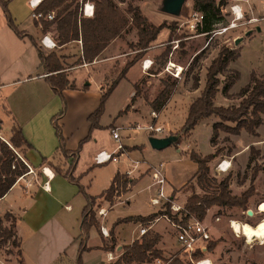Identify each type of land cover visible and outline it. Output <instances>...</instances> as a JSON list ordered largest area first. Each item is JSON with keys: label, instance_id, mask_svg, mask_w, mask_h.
<instances>
[{"label": "crops", "instance_id": "obj_1", "mask_svg": "<svg viewBox=\"0 0 264 264\" xmlns=\"http://www.w3.org/2000/svg\"><path fill=\"white\" fill-rule=\"evenodd\" d=\"M9 1L10 0H7V6ZM28 1L29 0H25V3L28 7H30ZM90 1L94 4V0ZM246 2H251V18H254V20L252 21L254 23V28H249L248 30H251V33H253L255 30L261 32L264 25V0H245V2L238 3L241 9L244 7ZM79 12L84 15L82 12L81 2L79 4ZM2 13L4 19L0 24L3 23L1 26L6 27V29L1 27L2 34L6 36V39L9 43V51L4 52L6 55H13V53L11 52H14L15 55L11 60H9L10 62L8 64H4L3 66L0 65V95L3 94L4 98V104H1L2 109H0V129L7 127V131L5 134H1L0 131V136L2 137V140L4 142L9 144V139L12 135V126L16 124L21 128L23 136L31 144V148H27L26 150H24V152H17V155L19 154L18 156H21L28 163V165L32 168V173H26L27 171L24 172L17 178L16 182L8 190V192L2 198H0V215L8 212L15 216V232L20 243L21 257L25 264H75V259L79 248L78 237L80 234V216L82 208L85 205L86 201L84 195L79 192L76 184L70 182L62 174L54 172V170L48 164H59L61 168H64L68 166L70 161V157L65 158L57 148L58 141L51 121L52 116L56 114L60 109L59 103H56L55 101L57 98V94L53 92L50 85L45 80V77L48 75V73L45 72L40 65L35 46L31 43L28 36L18 37L7 25V20L5 18L3 9ZM84 16L92 17L87 15ZM36 21L38 22L37 24ZM16 26L19 30L25 31L37 42L38 40L40 41L43 35H47L55 42V47L51 49L45 48L41 44V42L38 44H41L47 51H55L56 54L61 58L63 71L66 74L69 83L73 85L65 88L62 91L63 96L67 98L68 101L69 97L73 96L84 99L83 104L74 109V113H72L70 111V108H68L65 113L57 120L62 129V134L65 140V149H76L79 142L89 133V140L84 145L90 142H92V144H95V147L91 152V157H89V161L80 163L82 157H80L81 150L79 151V156L73 171V176L79 177V184H81V186L83 187L84 192L93 196L100 194L103 190L109 187L115 173L117 172H119L120 174H125L127 173V171H130V178L135 180V183L138 184L141 181H146L148 179V181L145 183L146 185L141 188V191L147 190L148 195L146 199H144L142 202H139L138 205V207L140 208V205L145 206V213L128 212L129 214L124 216H111V213L115 210L116 207L125 205L130 206L132 202L135 203V201H132L131 199V197L134 195L131 194V190L133 189V185L135 183L126 192L121 193V195L125 194L126 196L125 199H123V203L122 201H118L121 197L120 195L117 196V200L114 204H111L108 209L106 208V215L102 219L101 226L107 230L108 236L109 231L113 230L114 236L119 241V244L116 246L115 250L107 251L102 248L103 243L105 242L107 244L109 240H107V237L105 235L102 234L101 236V230L100 233L96 227H92L90 229L91 233L89 231L86 244L88 247H91V249L82 253V264H109L119 257L122 245L129 244L133 240L140 237L137 228L139 226H143L141 223L134 221L126 223L120 222L118 224H115V222L118 219L130 216H147L157 212L162 208L157 207L158 205H152L150 203L151 197L155 195L158 188L157 185H152L153 172L157 171L165 179V182L163 184V192L168 197V200L171 199L170 201H173L175 204L184 206L188 197L193 194L189 193L188 190H185V187L186 184L190 182H192V184H195L198 165L196 162L190 159V157L188 156V152L192 150L197 152V149L194 142H189L188 136H192L194 128L199 125L206 126L210 128L211 131L212 124L216 121L211 118L212 122L209 124L206 122V120L210 119L209 118L198 123L188 134L185 135L188 140L185 147L181 148L175 146L176 153H172L170 155V153L162 151L163 149L158 150L157 156L161 157H159V161H157V163L155 164L144 159L139 160L137 158L134 159V157H131L135 152H137L136 150H139L141 152V150L145 148L143 144L128 145L124 143L122 145V150L120 151V153L116 154L117 159L115 161L111 160L106 162H114L116 164L113 171L110 174L106 173L104 175L103 179L100 182L101 186L93 187V180L88 176V170H90L95 165L99 166L106 164H95L94 155L101 150L112 151L116 146L114 145L113 147H111L112 143L99 144L97 141V139L99 138L93 139V136H97L95 130L103 127L106 128V130L110 133L111 140L115 143V141L111 137V129L117 128L119 131L121 128H123V124L120 122H116V118H114V120H112L108 124H102L99 120V127L90 130L88 115L98 107L102 92L112 82L111 81L106 85V82H108L106 80V76L109 75L111 68H113V62L115 64V60L117 59V54H115L114 52L117 48V42L121 43V41L125 40L122 38L124 33H127V31L123 32L121 36L113 39L93 61L84 62L78 61L82 56L81 41L73 40L60 46L57 45V33L54 29V26H51L46 31H43L40 20L36 19H33V26L31 29L20 28L17 24ZM136 40L137 39H134L132 42H135ZM149 49L144 55V59L147 60L146 63L148 62V60L151 61ZM25 55H27V58L23 57ZM236 60L232 61L231 63H235ZM133 65H137L140 71V77L136 81L138 82L141 78L142 69H140V67L142 68V65H140L139 61H137ZM235 70H237V68ZM81 72L83 73L80 74ZM257 73L262 74L264 73V70ZM79 76L81 79L80 81L78 79ZM91 79H96V87L98 88V92L96 100L92 99L88 102L89 94L87 93V87L89 86ZM4 88L10 89L8 92H4ZM197 89L198 88H196V90ZM239 90L234 91L231 87L229 93L233 95ZM219 91L217 92L214 99V102L216 101L215 105L228 106L231 104H235L232 102L239 101V98H236L235 95L226 97L222 94L221 91L220 95ZM200 92L196 94L195 97L192 96L190 98L191 100L189 101L186 107V111L184 112L186 114L182 121L183 124L190 103L197 96H199ZM218 94L221 96L222 100L217 99ZM129 95L130 100L124 107L125 109L128 106V109L124 113H127L131 110L141 113L145 109L149 110V114L150 112H155L149 105V101H152L155 97L147 100V104L142 107L143 110L140 111L138 107V104H140L139 96L135 94L134 88H132ZM170 98L171 97L166 100L161 110L170 101ZM121 111H123V109L120 110L119 113H121ZM160 111L155 112L156 117H151L150 123H147V125L155 124L156 126L162 128V132H149V136L164 137L172 135L169 133L175 132L176 130V128L175 130L168 129L167 132H164V127L157 124L158 118L160 116ZM5 122L8 123L6 126L4 124ZM133 123L135 124H127L126 127H129L131 125L130 129H146L145 127L147 125L145 126V124L142 126L137 122ZM136 125H138L139 128H136ZM179 129L181 130L182 126ZM179 129H177L176 131H178ZM180 134L182 137L183 131ZM180 134H178L179 137ZM230 135L235 137V141H232L234 140L233 138L226 139V141L229 142L230 145L228 147H225V149H222L224 150V153L222 154L223 157H225L223 158L225 160L224 163H227L228 161L232 162V157L235 160L239 159V161L247 160L249 157V153L247 150L251 146L259 151L264 150V116L262 117V123L257 127L254 134L248 133L245 130H241L239 134ZM211 136L212 133L210 135V140ZM210 140L209 144L211 151L208 154L214 153L217 149H219L216 147V144L213 145ZM133 146L141 147L138 149H133L131 148ZM197 153L201 155H207L200 152ZM217 158V155L214 156V158L210 162L214 161ZM88 165L91 166H89L87 169ZM46 169H48L50 173H48ZM216 170L220 172L218 168ZM260 177L261 175L255 178V185L259 184L258 182L260 181ZM96 188H99V190L97 192H94V189ZM229 188L231 189V180ZM209 211L210 209L208 210V212ZM160 216V214L157 215L155 217L157 218V221L154 222V218L151 222H149L147 226L150 232L159 235V242L157 244V247L162 250V256L164 258H169L171 254H169L167 252V249H165L167 244L169 243L167 242L168 237L163 232L164 223H162V221L164 222V220H162V217ZM206 216L208 217V213ZM5 224L8 225V222H6ZM124 225H129L132 229V234L129 236V238H125L121 235L120 229H122ZM173 237L175 239V242L177 243L175 233ZM2 248H0V264H19L17 261L9 259L11 257L4 256L1 253ZM141 264H163V261L161 259H154L151 262Z\"/></svg>", "mask_w": 264, "mask_h": 264}, {"label": "trees", "instance_id": "obj_2", "mask_svg": "<svg viewBox=\"0 0 264 264\" xmlns=\"http://www.w3.org/2000/svg\"><path fill=\"white\" fill-rule=\"evenodd\" d=\"M80 0H42L37 11L43 14L53 12V19L40 20L42 30L46 31L51 26L57 33V45H63L73 40H80L82 45V56L78 61L91 62L93 61L116 37H119L129 28H134L137 34L135 43H130V47L135 50V54L127 59L121 67L115 79L102 92L98 107L88 115L90 122V130L99 127V118L104 110V103L118 82L126 77L130 67L142 58L148 51L151 43L156 39L158 33L165 27L169 29L167 40L173 37L174 21L166 25L164 22L159 24L150 23L142 14L139 6L128 4L126 8L120 6L114 0H94V11L92 17H86L79 12ZM193 9L200 11L203 14L202 26L197 29L198 32L208 35L213 26L220 22L223 18L221 6L225 0H192ZM82 3V2H81ZM0 5L3 9L7 25L13 30L18 37L28 36L31 43L35 46L40 65L43 70L48 73L45 80L50 85L51 89L57 94L62 103V108L52 116L51 121L58 141V150L70 161L67 169L63 171L60 166L48 163L54 172L62 174L70 182L77 185L79 192L85 197V205L82 208L80 216V234L79 248L75 259V264H82V253L90 250L86 242L89 231L92 227H98L94 206H99L96 203L97 199L103 198L109 203H112L115 196L126 192L135 183V180L128 177L126 174L115 173L111 184L100 194L93 196L84 192L83 187L79 184V177L73 176L74 167L76 165L79 151L84 141H86L90 133L83 138L76 149H65V140L62 134L61 126L57 120L65 113L66 105L62 91L73 86L69 83L66 74L63 71L61 58L55 51H44L36 41L29 36L25 31L19 30L10 12L7 8V0H0ZM183 8V7H182ZM183 12L181 9L179 15ZM38 22L36 21V24ZM170 51V45L160 55L161 64H165L167 54ZM239 56L238 49L230 48L222 45L216 56L210 61L206 68L205 81L199 96H197L189 105L187 115L182 126L183 134H188L198 123L206 119H215L218 121L212 124L211 143L215 145L216 136L219 130H223L229 134H239L241 130L254 134L257 127L262 123L264 116V73L258 74L256 71H251L248 82L237 92L239 101L228 106L215 105L214 99L217 92L220 90L226 97H231L230 88L239 78V72L229 67V64L236 60ZM197 57L193 58V61ZM191 70V67H189ZM176 80V79H174ZM198 77L193 75L192 87H198ZM221 88L219 89V86ZM175 81H163V88L158 91L155 98L149 101V105L153 111H160L168 95L174 89ZM135 94H138L139 82L133 84ZM128 106L121 112H125ZM12 135L9 139V144L0 140V198H2L8 190L14 185L17 178L27 171V167L19 159L17 152L31 148V144L23 136L22 130L18 125H13L11 128ZM181 137L175 143H180ZM141 146H133L131 148L138 149ZM219 152L217 149L214 153L201 155L195 151L188 152L191 160L197 163V184L203 188L202 195L191 194L183 206V213H186L185 219L190 215L195 216L199 220H203L207 211L213 207L219 208H239L246 211L248 200L254 194L252 185L255 180L256 171H252L250 175V185L240 195L232 194L229 184L231 176L228 174L221 180L209 176L210 162ZM91 168V167H90ZM212 188H209V185ZM171 200V199H170ZM170 200L162 205V208L155 213L147 216H130L118 219L115 224L120 222L134 221L139 222L143 226H147L157 215H167L170 219L176 220V213L172 214L169 208ZM8 222V225L5 223ZM16 219L10 214L5 213L0 215V248L10 243L18 248L17 255L19 256V264H25L21 257L20 243L15 232ZM109 244L103 243L102 248L107 251H113L116 246V238L113 230L109 231ZM159 235L147 230L138 239L131 243L121 246L119 257L109 264H131V263H147L154 259H161L163 264H189L186 259V254L181 250L169 258L162 256V250L157 247ZM217 241L211 240L208 244V251L216 246ZM195 257H202V253L195 252Z\"/></svg>", "mask_w": 264, "mask_h": 264}, {"label": "rangeland", "instance_id": "obj_3", "mask_svg": "<svg viewBox=\"0 0 264 264\" xmlns=\"http://www.w3.org/2000/svg\"><path fill=\"white\" fill-rule=\"evenodd\" d=\"M120 8H126L128 4L132 6H139L141 9L142 14L147 18V20L150 23L153 24H159L164 22L166 25L171 24L174 21V31H173V37L171 40H167V36L169 33V29L167 27L163 28L157 35L156 39L151 43L150 49H149V55L152 61V65L148 70L141 71V78L139 79V88H138V94L140 104H138V107L140 111H142V107H144L147 104V100L152 99L156 96L158 91H160L163 88V81L168 80V82L175 81L174 89L171 90V92L168 95V99L170 98V101L166 104V106L160 111V116L158 118L157 124L162 125L164 127V132H167L168 129L170 130H176L181 128L183 126V118L186 113V107L191 100L190 98L192 96L195 97L196 94L200 92L204 85L205 81V73L206 68L209 65L210 61L216 56L219 48L222 45H226L233 49L239 48V56L235 63L230 64V68L235 70L237 68V71L239 72V78L235 81V83L232 85V89L234 91L239 90L242 86H244L249 78L251 71L261 72L264 70V25L261 32L254 31L250 35L244 37L242 41H240L237 45H234V39L238 36H243L245 31H247L249 28H254V23L249 22L248 20L251 17V2L244 5L242 8L243 11V18L241 20H238L237 27L231 28L227 30L224 33L211 35L210 32L208 35L202 32L198 31H191L190 29L186 28V22L188 20V17L190 13L195 10L193 9V2L192 0H186L183 5V12L180 15H169L162 9V0H114ZM218 1V0H217ZM245 2V0H225L224 4L221 6L222 11V20L218 23H216L213 26V30L220 29L224 26H227L231 20L233 15L230 13L229 8L234 3H242ZM11 17L14 19L15 23L20 28H26L31 29L33 26V18L31 17L32 9L27 6L25 3V0H10L8 2L7 6ZM4 16L2 13V7L0 6V23L3 21ZM3 24V23H2ZM0 24V65L3 66L4 64H8L13 56L15 55L14 52L13 55L5 54L4 51H9V43L6 39V36L2 34V28L6 29L5 26H1ZM2 27V28H1ZM124 41L117 42V48L115 49V54H117V59L115 60V64L113 62V68H111L109 75L106 76V85L109 84L111 81H113L116 77V74L120 71L121 67L124 65L125 61L127 59H130L134 54L135 50L130 47V43L134 39H137L136 30L134 28H129L127 30V33H124L123 38ZM172 41H178V46L173 49ZM37 42V41H36ZM40 43L38 40L37 44ZM44 51H47L43 48L41 44H38ZM170 45V51L167 54V59L165 64H161V58L160 55L162 52L166 49V46ZM27 55L23 56L24 58ZM197 57L195 61H193V58ZM143 56L138 61L140 62V65H142V62L146 59ZM26 60V59H25ZM168 61H171L174 63L175 66L182 67V73L180 74V77L175 78L170 73L166 72L163 68L166 65ZM189 67H191V70H189ZM81 72L80 74H82ZM193 75H197L199 81H198V89H194L192 87V79ZM81 76V75H80ZM80 76L78 77L79 81ZM140 77V71L137 67V65H133L130 67V69L127 72V75L125 78L121 79L116 87L113 89L111 94L108 96L104 103V110L100 115V123L102 124H108L114 118H116V122H120L123 124V128H121L118 133L120 136V143L123 145L125 144H143L144 149L136 150L131 157H134V159L139 160H147L152 163H157L159 161V157L157 156L158 150H154L148 141V138L150 137L149 131L147 129H130L132 124H135L133 122H137L138 124H141L142 126L147 123H150V118L154 117L151 112L149 114V110L145 109L143 112L138 113L136 111H129L127 113L121 112L120 110L124 109L125 105L130 100V91L133 88V83L137 81V79ZM176 79V80H174ZM97 82L96 79H91L89 86L87 87V93L88 95V102L92 99L96 100L97 98ZM222 85L219 86V89ZM108 87V86H107ZM106 87V88H107ZM105 88V89H106ZM10 88H4V92H8ZM219 94L221 95L220 91ZM218 94V100L221 99V96ZM237 98V93L233 94ZM231 94V96H233ZM56 103H59L60 109L63 106V103L60 99V97L56 96ZM193 97V98H194ZM65 105L66 110L70 108V111L72 113L75 112V108L79 107L81 104H83L84 99L78 98V97H69V101L67 98H65ZM232 99V98H228ZM222 100V99H221ZM4 104V98L3 94L0 95V109H2L1 104ZM216 104V101L214 102ZM231 103V102H229ZM237 103V101L232 102ZM59 109V110H60ZM65 110V111H66ZM1 113V111H0ZM126 114V115H125ZM151 115V116H150ZM215 121H218L217 118L214 119ZM207 123H211L212 120H206ZM164 123V125H163ZM5 126L8 124L7 122L4 123ZM127 124H131L129 127H126ZM125 125V126H124ZM175 132H170L169 134L175 135L182 133V129ZM1 134H5L7 131V127H4L0 129ZM95 133L97 136H93L97 139L99 144L102 143H112L113 147L116 145L110 138L109 131L106 130V128H99L95 130ZM150 133H156L151 131ZM212 133V130L210 131V128L206 126H197L194 128V131L192 132V136H188L189 142L196 145L197 152H200L202 154H208L210 149V135ZM181 137V134H180ZM227 138H233L235 141V137L230 135L229 133L219 130L216 136V147L219 148L220 152L217 154V159H215L212 162L208 163L209 166V176L215 178L217 181L221 180L224 176L230 175L231 178V192L235 195H240L243 191H245L249 185H250V175L252 171H256V177L261 175L259 184H254V181L252 183L254 187V194L249 198L247 210L252 211V215L249 216L247 214V210H241L239 208H219L218 206H213L210 208V211L208 213V217L205 215L204 222L207 224L210 228L212 239L214 241H217L216 246L209 250V252L205 255L206 257L210 258V261L212 264H264V243H261V239H255L251 243H248L246 238L239 233H235L232 228L229 226L230 220H236L241 223L245 222L248 224H251L253 226H257L260 224V222L264 223V150L259 151L254 147H250L247 151L249 153V157L247 160L239 161L232 159V162H230V167L225 172H218L217 164L224 160L223 158V151L222 149H225V147H228L230 145L229 142L226 141ZM3 141L2 139H0ZM89 139L83 142L81 151H80V157H82L81 162L89 161V157H91L92 149L95 147V144H92V142L87 143ZM93 141V140H92ZM186 142H188L187 137L183 134L181 137L180 143L177 144L178 147H185ZM242 142V140H241ZM235 143V142H234ZM175 144H171L168 147H165L162 151H166V153H176ZM112 149V148H111ZM189 150V149H188ZM165 153V152H163ZM19 155V154H18ZM156 155V156H155ZM220 155V156H219ZM19 157V156H18ZM20 159V158H19ZM57 166H60L59 164H56ZM91 165L87 166L88 167ZM116 164L114 162L106 163L103 165H95L90 170H88V176L92 178V185L93 187L101 186L100 182L103 179L104 175L106 173L110 174ZM63 171L67 169V167L61 168ZM99 175H98V174ZM95 174V176H94ZM128 177H131L130 173H125ZM255 177V178H256ZM146 181H141L139 184L135 183L133 186V189L131 190V194L133 195L131 197L132 201H135V203H131L130 206H120L116 207L115 210L111 213V216H124L129 214L128 212H140L145 213L146 209H144V205H140L138 207L139 202H142L144 199H146L148 192L147 190L141 191V188H143L146 184ZM96 184V185H95ZM209 188H212V185H209ZM257 189V191H256ZM99 188L94 189V192H97ZM185 190H188L189 193L202 195L204 193L203 188H201L197 184V180L195 178V184H192V182L187 183ZM121 195V194H120ZM119 195V196H120ZM125 194L121 195L120 199L118 201L124 202L123 199H125ZM117 200V196L113 198L112 203H109L103 198L97 199L96 203H99V206H94L96 219L98 221V231L100 232L102 219L106 215V210L111 206V204H114ZM178 205V204H176ZM181 206V205H180ZM156 207V206H154ZM157 207H162L161 204H159ZM183 207V206H181ZM103 208L105 210V215L99 214V209ZM107 208V209H106ZM172 212V211H171ZM174 212V211H173ZM14 218L15 216L11 214ZM219 216V221H215V216ZM78 216V215H77ZM16 219V218H15ZM122 219V218H121ZM162 223H164L163 232L167 235L169 242L165 249H167V252L169 254L174 255L175 253H178L179 250V244L175 242L174 239V229L170 225V223L165 219ZM157 220H154V222ZM130 222V221H127ZM126 223V222H125ZM141 226H139V229ZM93 230V229H92ZM132 229L129 225H124L121 231V235L125 238H129V236L132 234ZM94 232V231H93ZM91 233V231H90ZM101 233V232H100ZM102 236V233H101ZM107 240H109V236H106ZM116 238V237H115ZM117 245L119 244V241L116 239ZM108 242L107 244H109ZM18 248L15 246H12L11 244H7L5 247L2 248L1 253L6 257H11L9 259L15 260L18 262L19 256L17 255ZM115 250V249H114ZM170 256V257H171ZM19 263V262H18Z\"/></svg>", "mask_w": 264, "mask_h": 264}, {"label": "built area", "instance_id": "obj_4", "mask_svg": "<svg viewBox=\"0 0 264 264\" xmlns=\"http://www.w3.org/2000/svg\"><path fill=\"white\" fill-rule=\"evenodd\" d=\"M82 2V12L84 15L92 16L94 11V4L90 0H80ZM41 0H38L37 3H33V0H29L28 4L30 8L32 9L31 17L36 20H51L53 19V12H49L46 14H43L42 12L37 11V7L39 6ZM230 13L233 15L231 22L220 29L212 30L210 33L211 35L224 33L227 30L231 28H235L238 26V24L244 23L242 21L241 23H238V20H241L243 18V11L238 3H234L229 8ZM254 18H251L248 20L249 22H252ZM203 22V14L200 11L193 10L186 22V28L190 29L191 31H197L199 27L202 26ZM41 44L48 49H51L55 47V42L49 38L47 35H43L40 39ZM178 41H172V48L175 49L178 46ZM144 60L142 62V69L148 70L151 65L152 61ZM166 72L170 73L173 77L178 78L180 77V74L182 73V67L175 66L173 62L168 61L166 65L163 68ZM151 114L156 117L155 112H151ZM136 128H139L138 125L135 126ZM149 132L153 131L156 133L162 132V128L159 126H156L155 124H149L145 127ZM111 137L115 141L116 146L112 151H106L101 150L97 152L94 155V163L95 164H103L108 161H115L116 154L120 153L122 150V144L120 143V136L118 133V129H111ZM0 139L2 137L0 136ZM20 160L23 162V164L27 167L26 173H32V168L28 165V163L19 156ZM225 160H221L217 164L218 170L225 172L230 167V161L227 163H224ZM129 174L130 171H127ZM152 185H157V191L154 196L151 197L150 203L152 205H163L165 202L168 201V197L163 192V184L165 182V179L157 172L152 173ZM170 210L172 211V214L176 213L177 219L173 220L170 219L167 215L163 214L160 217L165 218L170 225L174 229L175 238L177 243L179 244V249L182 253L186 254V259L189 264H202L203 261H207L208 264H212L210 261V258L206 257L205 255L209 252L208 251V244L212 239L210 228L207 224H205L204 219L199 220L195 216L190 215L188 218H184L186 216V213H183V207L180 205H176L173 201H170ZM174 211V212H173ZM100 215H105V210L103 208L99 209ZM154 220H157L155 218ZM215 221H219V216L216 215L214 218ZM229 226H231V220L229 221ZM101 232L103 235L108 236L107 230L101 226ZM148 230V226H141L139 229V235H143ZM195 252L202 253V257H195L193 254Z\"/></svg>", "mask_w": 264, "mask_h": 264}, {"label": "water", "instance_id": "obj_5", "mask_svg": "<svg viewBox=\"0 0 264 264\" xmlns=\"http://www.w3.org/2000/svg\"><path fill=\"white\" fill-rule=\"evenodd\" d=\"M186 0H162V9L169 15H179L184 3ZM251 33V30H248L244 33L243 36H238L234 39V45H237L240 41H242L244 36H247ZM179 139V135H168L164 137H154L150 136L148 141L150 146L155 150H161L165 147H168L171 144H175ZM247 214L249 216L252 215L251 210H247Z\"/></svg>", "mask_w": 264, "mask_h": 264}, {"label": "bare ground", "instance_id": "obj_6", "mask_svg": "<svg viewBox=\"0 0 264 264\" xmlns=\"http://www.w3.org/2000/svg\"><path fill=\"white\" fill-rule=\"evenodd\" d=\"M46 171L48 173H50V171L48 169H46ZM264 225L263 222H260V224H258L257 226H253L251 224L248 223H241L239 221L236 220H231V228L235 233H239L242 234L247 240V242L249 241V239L251 241L255 240V239H261L258 236V230L260 229V227ZM249 243V242H248Z\"/></svg>", "mask_w": 264, "mask_h": 264}, {"label": "clouds", "instance_id": "obj_7", "mask_svg": "<svg viewBox=\"0 0 264 264\" xmlns=\"http://www.w3.org/2000/svg\"><path fill=\"white\" fill-rule=\"evenodd\" d=\"M37 2L38 0H33V3H37ZM258 236L261 238V243H264V225H262L258 230ZM248 242L251 243L252 241L249 239ZM202 264H208V262L203 261Z\"/></svg>", "mask_w": 264, "mask_h": 264}]
</instances>
